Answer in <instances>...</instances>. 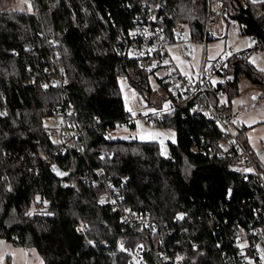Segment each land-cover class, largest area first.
<instances>
[{
  "label": "trees",
  "instance_id": "trees-1",
  "mask_svg": "<svg viewBox=\"0 0 264 264\" xmlns=\"http://www.w3.org/2000/svg\"><path fill=\"white\" fill-rule=\"evenodd\" d=\"M224 1L227 25L234 20L240 35L255 38L264 49V0H240L252 19L234 0ZM4 2L0 0V239L34 250L41 264H129L116 250L120 242L124 248L141 247L147 264H168L163 260L176 256L183 264H228L236 231L257 219L256 209L264 210V189L232 171L233 157L207 150L225 139L219 127L189 107L162 119L152 117L155 125L176 131L167 154L158 142L109 135L117 125L134 126L119 78L148 98L152 91L150 77L156 74L138 71L139 59L128 54L139 15L151 12L162 18L159 25L170 44L181 42L176 31L183 25L192 41L215 40L206 37V13L193 15L191 0H30V11L4 10ZM225 67L202 103L227 116L243 77L264 99V74L248 54L231 56ZM62 68L64 82L59 81ZM163 80L157 77L168 93ZM68 108L75 113L69 123L79 132L80 147L62 155L48 122ZM246 130L238 125L239 137L249 147ZM96 171L112 188V205H98V188L84 181ZM126 212L149 215L151 226L128 223ZM80 222L88 228L84 234L77 230Z\"/></svg>",
  "mask_w": 264,
  "mask_h": 264
},
{
  "label": "built area",
  "instance_id": "built-area-1",
  "mask_svg": "<svg viewBox=\"0 0 264 264\" xmlns=\"http://www.w3.org/2000/svg\"><path fill=\"white\" fill-rule=\"evenodd\" d=\"M191 13L195 16L206 13V37L214 38L219 35V23L222 19H228L227 5L224 0H191ZM140 24L136 33V41L129 48L128 54L131 57L139 59L138 71L145 74H157L159 71L166 72L163 78L168 86V97L170 107L166 111H159L154 115L141 116L138 118L144 124L149 123L152 117L162 119L163 115L177 110L181 107H189L194 114L204 113L209 121L214 122L223 132L224 140L216 141L214 147L208 146L210 154L222 157L228 155L234 158L232 171L240 175L244 180H253L261 185L264 189V175L260 171V167L256 161L255 154L247 147L239 137L238 120L242 116V111L230 112L227 116H221L215 107L208 102H203L206 91L210 85H215L214 78L219 81L221 74L225 73V66L231 56H239L241 53L232 52L228 49L220 57L210 61L207 66L203 64L201 74L197 80L189 79L179 73L177 68L170 64V55L167 49V42L162 27L159 25L163 19L155 16L151 12L142 13L138 17ZM230 24H235L234 20L229 19ZM180 27L177 28L176 36L180 39ZM206 43V41H205ZM252 50L262 49L261 45L256 44V40L250 37ZM246 54V53H245ZM167 61V63H165ZM66 70L61 69V78L59 81L66 80ZM54 81L53 83H55ZM75 115L72 109L65 112H57L52 121L56 122V126L50 129V135L56 144L57 152L64 154L69 148L79 149V132L71 127L69 119ZM198 149L197 145L193 146ZM202 152L206 148L202 147ZM87 185L98 188L97 203L100 206L112 205L114 198L112 196V188L103 178V173L96 171L95 175H87L84 177ZM103 201V202H101ZM118 211V210H116ZM256 220L251 223L246 230L239 228L235 235L233 248L235 254L228 257V264H264V210L256 209ZM124 219L128 223H133L139 227L149 228L152 224L149 215L129 214L126 212ZM84 227L85 233L87 226L80 222L77 230ZM108 248L109 245H106ZM116 250L125 254L129 258V264H147L143 259V249L124 248L120 242ZM164 263L183 264V260L176 256L175 258H165Z\"/></svg>",
  "mask_w": 264,
  "mask_h": 264
},
{
  "label": "rangeland",
  "instance_id": "rangeland-1",
  "mask_svg": "<svg viewBox=\"0 0 264 264\" xmlns=\"http://www.w3.org/2000/svg\"><path fill=\"white\" fill-rule=\"evenodd\" d=\"M2 9L7 11H30V0H5ZM238 32L239 28L235 33L230 30L227 37L217 36L215 40L205 43L192 41L189 27L183 25L180 31L181 42L167 44L171 58L170 64L174 65L181 75L197 80L201 74L203 64L208 66L211 60L223 55L229 47H232L235 51H240L246 47L245 36L240 35ZM165 74L166 72L161 70L155 76L150 77L152 91L149 98L148 95L144 96L138 93L126 78H119L118 84L122 98L134 126L132 127L126 123L117 125L110 130L109 135L112 139L158 142L162 146L163 153L167 154V144L176 140L175 129L155 125L152 120L144 124L138 118L139 115L145 117L169 109L168 93L157 82V77H163ZM217 80V78H214L213 82L217 83ZM239 89L240 94L232 99L231 111H242L240 121L247 127V143L250 150L254 152L256 161L264 175V99L258 98L255 102V98L258 97L259 93L247 77L241 78ZM223 98L225 99V97ZM48 123L50 126H56L57 124L53 121ZM32 256V250L14 246L10 242L0 239V264H30L29 261L34 259Z\"/></svg>",
  "mask_w": 264,
  "mask_h": 264
},
{
  "label": "crops",
  "instance_id": "crops-1",
  "mask_svg": "<svg viewBox=\"0 0 264 264\" xmlns=\"http://www.w3.org/2000/svg\"><path fill=\"white\" fill-rule=\"evenodd\" d=\"M254 2H258V1H261V0H252ZM227 21L225 19L221 20L220 23H219V36L221 37H227L228 35V32L231 30V32H236L238 31V25L237 23L235 24H229V21H228V24L226 23ZM229 30V31H228ZM239 33V32H238ZM246 38V47H244L242 50L240 51H235L232 47H229L231 48L232 52L234 53H241V54H248V60L249 62L259 71H261V69H264V49H260V50H252L251 49V44H250V37H247L245 36ZM228 48V49H229ZM227 49V50H228ZM220 57V56H219ZM263 74H264V71H261ZM259 93V92H258ZM259 97H256L255 98V102H257L256 100L258 99ZM223 101H226V98L224 99L223 98ZM242 117V116H241ZM238 125L239 126H244L246 127L241 121L240 119L238 120ZM247 128V127H246ZM32 254L34 257V259L32 261H29V263L31 264H41V261L38 257V255L36 254V252L34 250H32Z\"/></svg>",
  "mask_w": 264,
  "mask_h": 264
},
{
  "label": "snow or ice",
  "instance_id": "snow-or-ice-1",
  "mask_svg": "<svg viewBox=\"0 0 264 264\" xmlns=\"http://www.w3.org/2000/svg\"><path fill=\"white\" fill-rule=\"evenodd\" d=\"M165 63H167V61H165ZM261 71H264V69H261ZM133 115H135V114H133ZM138 127H139V123H138ZM155 135H159V134H155ZM53 170H56L55 165H53ZM57 174L58 175H61V176L67 175V173H62V172H58V171H57ZM101 202H103V201H101ZM30 214L31 213H29V215ZM182 218H183L182 216L178 217V219H182ZM78 231H84V227L82 226L81 228L78 229ZM89 243L91 244L93 242L92 241H89Z\"/></svg>",
  "mask_w": 264,
  "mask_h": 264
},
{
  "label": "water",
  "instance_id": "water-1",
  "mask_svg": "<svg viewBox=\"0 0 264 264\" xmlns=\"http://www.w3.org/2000/svg\"><path fill=\"white\" fill-rule=\"evenodd\" d=\"M235 2H236V4L241 8V9H243L250 17H251V14H250V11H249V9H247V8H244L242 5H241V2H240V0H234ZM251 19H252V17H251ZM1 114H2V111H1V108H0V116H1Z\"/></svg>",
  "mask_w": 264,
  "mask_h": 264
}]
</instances>
